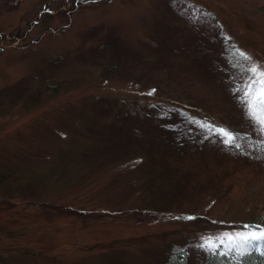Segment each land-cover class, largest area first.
I'll list each match as a JSON object with an SVG mask.
<instances>
[{
  "label": "rangeland",
  "instance_id": "1",
  "mask_svg": "<svg viewBox=\"0 0 264 264\" xmlns=\"http://www.w3.org/2000/svg\"><path fill=\"white\" fill-rule=\"evenodd\" d=\"M252 64L264 0H0V263L202 264L264 227Z\"/></svg>",
  "mask_w": 264,
  "mask_h": 264
},
{
  "label": "snow or ice",
  "instance_id": "2",
  "mask_svg": "<svg viewBox=\"0 0 264 264\" xmlns=\"http://www.w3.org/2000/svg\"><path fill=\"white\" fill-rule=\"evenodd\" d=\"M240 55L249 61L251 60L245 53H241ZM248 71L251 75L237 91L241 92V102L245 106L249 119L257 126L261 134L264 135V67L252 64ZM216 131L224 137L226 144L237 148L240 147L239 144L235 143L237 138L230 132L224 129H217ZM248 227L251 229V226ZM218 239L229 252H237L242 257L249 248L264 247V227L258 226L248 232L237 233L235 235L228 234ZM201 246L208 250L210 254H219L216 251V245L213 243L212 238H208ZM261 254L264 255V252Z\"/></svg>",
  "mask_w": 264,
  "mask_h": 264
},
{
  "label": "trees",
  "instance_id": "3",
  "mask_svg": "<svg viewBox=\"0 0 264 264\" xmlns=\"http://www.w3.org/2000/svg\"><path fill=\"white\" fill-rule=\"evenodd\" d=\"M155 80L156 79L151 78V84L155 85ZM30 90L32 91V89L27 90V92L24 91V92H26V95L29 93ZM56 90H57V87L48 88V91H56ZM187 98L189 99V97H185L183 99H179V101L174 100L172 102L174 107H176L178 109V113H179V122H178L179 129H184L181 126L182 122L190 120L188 118L189 112H188L187 108L190 107V108H193V109H198L197 105L192 103V102H190ZM112 104L113 103H110V107H111ZM199 107H201V106H199ZM203 107H201L202 110L208 112L209 116H211L214 119L216 118V119H218V120H220L222 122L224 121V111L223 112H220L219 110L215 111L213 109L207 108L204 105H203ZM148 116L149 117H154L157 120H160V121L168 123L169 119L172 118V116H173V112L171 110H165L161 114L160 113L159 114L148 113ZM230 122L232 124H234L235 120L231 117L230 118ZM240 138L245 139V141H248L245 144L251 145V143H249V142H251V138H252L251 135H250V132H249V134L241 135ZM189 147H190L189 150L191 148H193L190 145H189ZM248 154H249V151H247V154L242 156L241 159H239V160H243V163H244L245 166H247L249 168H256V166H258V165H261V166L264 165V163H263V155L258 154V150L255 151V155L254 156H250ZM181 161L183 162V160H181ZM223 178H224V176H223ZM263 210H264V200H263ZM148 215H150L152 217L156 216L155 214H150V213ZM163 216H165V215H163ZM158 217H161V216H158ZM216 251L219 254L213 255V254H210L209 251H208L206 256H205V260H204V262L202 264H238V261H239V264H264V255L261 254L262 252H264V247L249 248L248 251L245 252V254L242 257H240L237 252H229L227 250V248L221 243L216 246ZM173 259H174L176 264H188L185 258H181V257L178 258V256H177V258L173 257Z\"/></svg>",
  "mask_w": 264,
  "mask_h": 264
}]
</instances>
